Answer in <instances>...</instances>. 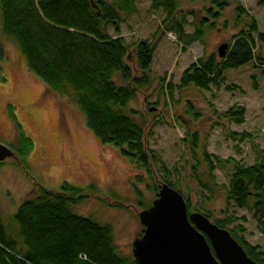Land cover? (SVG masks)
I'll return each mask as SVG.
<instances>
[{
    "label": "rangeland",
    "instance_id": "374dc122",
    "mask_svg": "<svg viewBox=\"0 0 264 264\" xmlns=\"http://www.w3.org/2000/svg\"><path fill=\"white\" fill-rule=\"evenodd\" d=\"M106 1L116 5V0ZM227 1L228 6L219 11L211 7L210 0H177V18L186 24L185 36L194 34L210 7L219 12L215 20L203 23L202 40L189 45V39L179 41L175 33L162 27L165 12L153 11L148 1L135 0L132 14L121 13L120 35L131 49L126 64L135 79L141 77L135 46L147 41L154 48L149 84L124 110L142 127L147 149L156 152L162 163L153 164L152 178L124 158L120 149L99 142L86 127L72 94L55 95L27 71L17 43L2 34L0 14L4 52L0 74L5 79L0 82V145L12 148L16 141L15 134L11 138L6 132L11 124L8 105L14 108L17 121L34 145L24 169L16 157L0 167V219L9 234L17 233L14 216L27 198L37 196L41 188L59 192L68 183L89 194L70 206L71 211L109 226L118 254L132 259V243L144 230L139 214L156 199V190L171 184L188 204L189 213L207 216L214 225L228 220L231 224L219 228L229 233L242 227L243 232L236 237L264 254V235L257 229L253 212L238 208L227 197L235 164L253 166L257 163L256 149L264 152V65L260 63L264 61V46L257 41L255 57L261 61L227 71L220 90L178 88L186 69L198 59L218 58V47L233 44L251 19L264 34V6L259 0ZM107 32L115 36L113 26H108ZM111 81L117 87L124 86L118 72L111 75ZM236 106L246 111L240 126L224 118ZM242 134L247 136L232 137ZM216 158L220 164H215ZM207 160L213 168L211 177Z\"/></svg>",
    "mask_w": 264,
    "mask_h": 264
},
{
    "label": "trees",
    "instance_id": "16d2710c",
    "mask_svg": "<svg viewBox=\"0 0 264 264\" xmlns=\"http://www.w3.org/2000/svg\"><path fill=\"white\" fill-rule=\"evenodd\" d=\"M144 1L151 3L153 11L165 12L162 27L175 33L179 41L189 39L187 45L202 40L203 23L218 17L219 12L212 6L220 11L229 4L227 0H210L207 18L193 35L185 36L186 24L177 18V0ZM115 4L106 0H41L38 3L35 0H0L2 34L17 43L27 71L45 88L60 97L72 94L86 127L101 144L120 149L124 158L152 178L153 164L162 163L156 152L147 149L142 127L124 110L137 92L149 84L154 48L147 41L135 46L133 52L141 73V77L135 79L126 64L131 49L119 30L121 13L132 14L135 0H116ZM258 4L264 6V0H259ZM108 26H113L114 37L108 34ZM257 41L264 46V34L259 32L255 19H251L247 30L240 32L233 44L228 45L223 59L211 55L196 60L183 72L178 88L194 87L205 92L212 88L220 90L227 71L242 68L254 60L261 61L255 57ZM3 60L0 46V63ZM260 63L264 65V61ZM114 72L120 73L124 86L117 87L111 81ZM4 81L0 74V82ZM227 90L233 91L231 87ZM7 113L16 140L9 149L24 169L34 145L17 121L11 105L7 106ZM245 114L244 108L236 106L230 108L224 118L240 126L244 124ZM237 136L247 135H232L233 139ZM256 161L250 167L235 164L227 197L238 208L253 212L257 229L264 235V152L258 148ZM206 162L211 177L212 164ZM220 163L216 158L215 164ZM88 196L84 190L64 183L59 192L41 188L37 196L27 198L14 216L16 234H9L0 219V264H135L133 258L118 254L109 226H101L71 211L70 206ZM229 224L228 220L215 222L218 227ZM239 232H243L242 227L230 234L251 260L264 264V254L242 237L237 238Z\"/></svg>",
    "mask_w": 264,
    "mask_h": 264
},
{
    "label": "water",
    "instance_id": "95a60500",
    "mask_svg": "<svg viewBox=\"0 0 264 264\" xmlns=\"http://www.w3.org/2000/svg\"><path fill=\"white\" fill-rule=\"evenodd\" d=\"M227 49V44L218 47L219 59ZM14 157L11 149L0 145V163ZM138 217L144 230L132 243L135 264H257L228 231L200 213H189L182 195L167 184Z\"/></svg>",
    "mask_w": 264,
    "mask_h": 264
},
{
    "label": "crops",
    "instance_id": "0c3cea01",
    "mask_svg": "<svg viewBox=\"0 0 264 264\" xmlns=\"http://www.w3.org/2000/svg\"><path fill=\"white\" fill-rule=\"evenodd\" d=\"M6 132H8L10 134V137L13 138L14 137V130L12 128L11 124H8V127L6 129Z\"/></svg>",
    "mask_w": 264,
    "mask_h": 264
}]
</instances>
